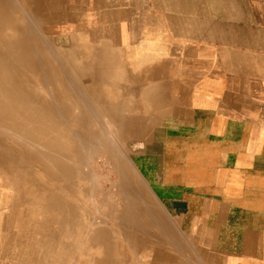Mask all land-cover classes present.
<instances>
[{
	"label": "crops",
	"instance_id": "0c3cea01",
	"mask_svg": "<svg viewBox=\"0 0 264 264\" xmlns=\"http://www.w3.org/2000/svg\"><path fill=\"white\" fill-rule=\"evenodd\" d=\"M88 1L114 48L105 91L141 142L137 237L154 247L157 206L202 262L264 264V0Z\"/></svg>",
	"mask_w": 264,
	"mask_h": 264
},
{
	"label": "rangeland",
	"instance_id": "374dc122",
	"mask_svg": "<svg viewBox=\"0 0 264 264\" xmlns=\"http://www.w3.org/2000/svg\"><path fill=\"white\" fill-rule=\"evenodd\" d=\"M6 2L11 6L8 18H12L16 23L22 22L27 30H32L31 32L35 34L33 38L36 40V46H33V50L37 56L36 66L40 69L46 68L45 60L51 59L56 69L68 74L69 86H75L74 88L79 91L83 86L88 90L80 94L76 93L75 97L82 98L84 105L89 109L86 108L88 111L85 118L61 125L74 138V146H76L74 149L78 151L79 157L72 159L70 163H63L65 166L55 165L57 172L45 171L40 163L39 154L44 155L48 161H53L54 159L51 158L55 157L53 152L46 149L42 153L35 140L23 136L17 129L7 130L5 122L2 123V117L0 118V264H77L74 262V257L82 256L80 241L84 238H81L78 233V237L74 240L75 244L71 245L73 249L71 248L69 253H60L59 258L49 250L44 254L42 261L36 258L43 247L40 244H47L48 237L52 236L46 227L51 216L55 215L56 207L45 201L46 196L55 192L57 187L64 185V176L70 177L73 174L76 178L74 188H86L89 192L86 194L91 200L88 208L86 205L83 208L84 199H75L74 203L73 197L66 193L64 197L71 199L69 206L82 207V211L83 209L90 211L94 222L105 220V213L111 214L114 209L122 208L124 202L120 200L119 195L120 190H123L120 183L122 175L111 158L115 154L117 162L119 161V165L125 172L124 177L127 183L123 185V188L132 193L129 195L132 197L130 202L136 203V199L140 197L148 200L147 197L150 196L145 189L144 180L132 167V164L134 165L132 155L138 151L137 148L141 142L132 140L136 136L133 126L126 125L124 119L112 118L114 111L110 107L115 106L114 94H100L98 99H101V102L99 101L100 104H98L96 99L98 94L93 92L95 85L91 83L99 80L94 76H97L95 74L99 72L100 67L104 74V66L110 59L113 61L114 48L110 47L112 50L109 51L107 46L101 43L98 15L90 13L89 1L53 0V6L43 7L44 15L39 21L23 7L21 0H6ZM83 68L87 70L86 75L76 79L74 75L80 73ZM115 68L111 63L106 66V72ZM12 77H15L13 80L16 82L20 78L17 74ZM105 80L101 83L104 90ZM7 84V78L0 76V85L4 88V91L0 89V104H7L8 96L4 93ZM47 92L46 96L49 98L50 95ZM51 95L53 97V93ZM69 100L70 108L78 109V103L72 98ZM66 110H68L67 107L59 106L56 112L61 113ZM14 111L17 112V110ZM116 111L120 114V111ZM115 123H120L119 127ZM34 127L35 125L32 124L28 130H33ZM86 132L89 134L86 135ZM80 141L84 143L85 148L79 146ZM65 207L67 206L64 205L63 208ZM155 210L156 249L165 248L172 259L179 256L182 264H206L205 261L202 262L201 256L195 253L194 246L191 245L194 242L193 239L183 238L179 244L178 232L173 231L172 226L169 227L168 221L165 223L162 209L156 206ZM106 221L105 226L110 229L115 227L113 218L112 222L110 217H107ZM86 224L88 222L85 220L84 225ZM164 225L167 231H170L172 235L175 234L173 238H163ZM84 236H87V231ZM60 239L64 249L73 242V239L66 235L61 236ZM185 240L186 245L183 244ZM161 255L155 257V264H173L168 262L169 258H165L166 262H164V256L161 257ZM145 259L150 260L151 257L147 258L141 254L132 255V262L135 264H145L143 263Z\"/></svg>",
	"mask_w": 264,
	"mask_h": 264
},
{
	"label": "bare ground",
	"instance_id": "6f19581e",
	"mask_svg": "<svg viewBox=\"0 0 264 264\" xmlns=\"http://www.w3.org/2000/svg\"><path fill=\"white\" fill-rule=\"evenodd\" d=\"M21 2L23 7L32 13L37 21H39L41 16L44 15L42 12L44 6L49 8L53 6V0H21ZM10 9L11 6L6 2V0H0V76H4V78H7L8 80V84L4 92L8 96L7 104H0V118L2 117V123L5 122L4 125L7 130L17 129L23 136H28L32 140H35L36 143L39 144V150L43 151L42 153H44L46 149L53 152L55 155V157H51L54 159L53 161H48L44 155L39 154V157H41L40 163L45 171L51 170L52 172H57V170H55V165L65 166L63 163H70L72 159L79 157L78 151L74 149L76 147L74 146V138H72L71 133L66 131V129L61 125L86 117V112L88 111L86 108L89 109V107L84 105V100L82 98L79 99L75 97V94L78 92L80 94V92L83 93L88 90L83 86H81V91L74 88L75 86H69L70 78L68 77V74L56 69L54 67V62L51 59L45 60L47 61L45 65L46 68L40 69L36 66L37 56L33 50V46H36V40L33 38L35 34L31 32L32 30H27L25 24L22 22L16 23L12 18L9 19L8 16L10 15V12L8 11H10ZM111 63L115 66L111 59L107 62V65L109 66ZM107 65L104 66V74H102L103 69L100 67L99 72L95 74L97 76H94L97 77V79L99 78V82L96 78H94L97 82L91 83V85H95L93 88L95 90L93 92L98 94L96 98L98 100V104L101 102V99H98L100 94H107V92L103 89V84H101L105 79ZM86 72L87 70L83 68V70H81L78 74L76 73L77 75H74V77L77 79L85 76ZM15 74L20 76V80L18 79L17 82L13 80L15 77H12V75ZM0 89H3L4 91V88L1 85ZM46 91H48L47 93L50 95L49 98L46 96ZM51 93H53V97ZM70 98L78 103V109H76V107L75 110L70 108ZM59 106H65L68 110L58 113L56 111ZM105 109L107 110V108ZM110 109L114 111L112 118L115 120L120 119L117 117L120 116V114L118 115L116 109L114 107H110ZM14 110H17V112ZM77 112L79 113L77 114ZM32 124L35 125V129L28 130V127ZM115 124L119 127L120 123ZM85 134L87 135L89 132H86ZM28 141H30V139ZM78 143L80 147L85 148L82 141ZM38 152L39 151H37V153ZM63 153H68L70 155ZM179 157H181V155H179ZM111 158L115 161L114 163L122 175L120 183L123 190H120L121 193H119V195L121 197L120 200H124L122 203L123 207L120 209H114L111 214L105 213V220L101 219L102 223L101 221L94 222V219L90 216V211L84 209L82 211V207L84 208V205L88 208L91 200L86 194H89L88 190L83 187L74 188L76 178L73 177V174L70 177L64 176V185L57 187L58 189L54 190L55 192H52L45 198L46 202L55 205L56 208L54 209L56 211L55 215L51 216L49 219L47 227L44 226L50 233H52V236L49 235L51 237H48L49 241L47 244H40L43 247L40 249L38 257H36L38 261H42L44 254L49 250L53 251L57 257L59 256V258L60 253H69L70 249H73V246L71 245L75 244L74 240L79 234L81 238H84L80 241L82 256L76 258L74 257V262L77 264H135L132 262V253L128 251L130 249L138 250L140 252L139 254L144 257H151L150 260L145 259L143 261L145 264H155V257L161 254V257L164 256V262H166L165 258H169L168 262L173 264H182L179 256L178 258L174 257L172 259L171 254L168 253L165 248H162V250L156 249V243L154 244V247L149 249L146 245H144V243H146V239L137 237L135 228H133L132 225L135 223L131 209L133 206L130 202V198L132 197H129L132 193L126 188L125 191L123 188V185L127 183L124 177L125 172L121 168V165H119V161L117 162L115 154L111 156ZM82 176H84V174ZM66 193L73 197V202L75 199H84L85 202H82V207L72 208V206H69L71 199L64 197ZM79 195L81 197H79ZM64 205L67 207L63 208ZM107 217L111 218V222L113 218V222L115 223V227L113 229L105 226ZM42 219L43 218H41V220ZM85 220L88 222L86 225H84ZM86 231L87 236L85 237L84 234ZM63 235L73 239V242H71L66 249L62 248L63 245L60 239ZM164 237L165 236H163V238ZM174 247L176 246L174 245ZM111 255L113 257H111Z\"/></svg>",
	"mask_w": 264,
	"mask_h": 264
}]
</instances>
